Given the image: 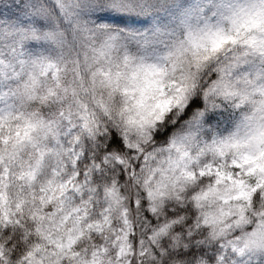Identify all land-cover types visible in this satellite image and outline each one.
<instances>
[{"label":"clouds","instance_id":"clouds-1","mask_svg":"<svg viewBox=\"0 0 264 264\" xmlns=\"http://www.w3.org/2000/svg\"><path fill=\"white\" fill-rule=\"evenodd\" d=\"M0 264H264V0H0Z\"/></svg>","mask_w":264,"mask_h":264}]
</instances>
